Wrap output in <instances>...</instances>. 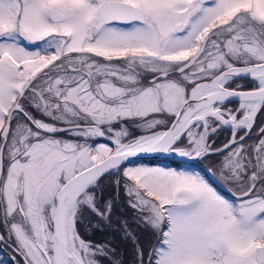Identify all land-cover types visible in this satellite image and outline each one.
Returning <instances> with one entry per match:
<instances>
[{
  "label": "snow or ice",
  "instance_id": "6c2138e0",
  "mask_svg": "<svg viewBox=\"0 0 264 264\" xmlns=\"http://www.w3.org/2000/svg\"><path fill=\"white\" fill-rule=\"evenodd\" d=\"M2 249L264 264V0H0Z\"/></svg>",
  "mask_w": 264,
  "mask_h": 264
},
{
  "label": "rangeland",
  "instance_id": "374dc122",
  "mask_svg": "<svg viewBox=\"0 0 264 264\" xmlns=\"http://www.w3.org/2000/svg\"><path fill=\"white\" fill-rule=\"evenodd\" d=\"M224 133H222V134H224ZM163 163H167V162H163ZM185 166L187 167V165H185ZM202 166L205 167V165H202ZM0 262H2V264H10V260L8 259L7 254H5V253L1 254V252H0Z\"/></svg>",
  "mask_w": 264,
  "mask_h": 264
},
{
  "label": "trees",
  "instance_id": "16d2710c",
  "mask_svg": "<svg viewBox=\"0 0 264 264\" xmlns=\"http://www.w3.org/2000/svg\"><path fill=\"white\" fill-rule=\"evenodd\" d=\"M228 133L226 132L225 134H222L220 137L219 142H223V140L227 137ZM163 162L167 163H177V164H184V162H177V161H172V160H162ZM207 167V165H205ZM202 167V166H201ZM99 238V237H98Z\"/></svg>",
  "mask_w": 264,
  "mask_h": 264
},
{
  "label": "flooded vegetation",
  "instance_id": "af4514ba",
  "mask_svg": "<svg viewBox=\"0 0 264 264\" xmlns=\"http://www.w3.org/2000/svg\"><path fill=\"white\" fill-rule=\"evenodd\" d=\"M226 133V132H225ZM224 133V134H225ZM228 135H229V133H228ZM227 135V136H228ZM205 168H206V166H205ZM0 252H1V254H7V256H8V259L10 260V256H11V253L7 250V249H2V250H0Z\"/></svg>",
  "mask_w": 264,
  "mask_h": 264
},
{
  "label": "water",
  "instance_id": "95a60500",
  "mask_svg": "<svg viewBox=\"0 0 264 264\" xmlns=\"http://www.w3.org/2000/svg\"><path fill=\"white\" fill-rule=\"evenodd\" d=\"M174 161H177V162H184V161H181L179 159H175ZM203 168H205L204 166H202Z\"/></svg>",
  "mask_w": 264,
  "mask_h": 264
}]
</instances>
